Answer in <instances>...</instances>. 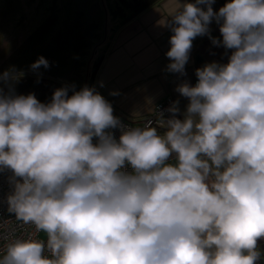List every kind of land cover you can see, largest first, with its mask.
<instances>
[{"label": "clouds", "instance_id": "9594fccd", "mask_svg": "<svg viewBox=\"0 0 264 264\" xmlns=\"http://www.w3.org/2000/svg\"><path fill=\"white\" fill-rule=\"evenodd\" d=\"M214 2L169 0L158 22L173 33L170 72L185 73L198 36L232 50L226 64L196 69L195 86L177 87L189 103L183 120L178 101L168 109L163 134L151 121L124 128L95 88L69 95L61 87L42 103L5 92L20 77L0 74V172H12L13 186L7 210L44 236L10 240L0 264H256L264 238V0H230L218 11ZM213 20L222 40L210 35ZM41 66L49 67L43 56L31 69ZM117 128L118 140L109 131Z\"/></svg>", "mask_w": 264, "mask_h": 264}, {"label": "crops", "instance_id": "0c3cea01", "mask_svg": "<svg viewBox=\"0 0 264 264\" xmlns=\"http://www.w3.org/2000/svg\"><path fill=\"white\" fill-rule=\"evenodd\" d=\"M180 2L195 3V0H180ZM227 2L230 0H215L212 5L213 11H218ZM90 5H92V0L88 1V6L80 10L79 15L88 16ZM170 6L169 0H156L141 12L135 13L134 16L112 20L105 31L102 28L93 31L95 36L104 33V42L96 47L98 49L101 46L102 50L96 55V64L90 68L87 87L95 88L111 103L114 113L134 124H139L152 112L158 102L166 98L179 102L176 105L179 109L176 118L183 120L189 100L176 91L177 87L185 82L194 86L197 81L196 69L211 62L226 64L232 52L223 46L213 45L209 35L198 36L193 40L189 60L185 65V73L182 75L168 71L167 66L171 60L166 53L170 50L169 41L173 33L169 27L159 26L158 22L165 17ZM73 17L74 14L70 12L69 18ZM168 19L171 18L168 17ZM209 29L211 37L222 40L219 25L215 20L210 23ZM58 33L63 45L69 39L74 40L78 35L66 29H60ZM41 47H45L44 44L38 45V48ZM47 47L49 46L45 48L48 49ZM70 50L66 52L62 49L61 53L55 55L53 59L51 57L55 51H49V49L46 53L44 51L39 54L33 52L31 55L32 63L41 56L49 63L47 69L41 66L42 70L38 69L39 73H37L43 76L41 81L46 85L48 92L50 91L47 93L49 96L56 90V78L70 80L78 91L85 87L83 78L86 73L82 72L81 66L72 62L75 53L72 52L73 49ZM55 66H58L59 70ZM171 116L172 113L167 115L163 122ZM165 131L166 125L163 123L158 133L163 134ZM169 162L175 163V157L173 156ZM256 251L260 253L256 264H264V238L257 241Z\"/></svg>", "mask_w": 264, "mask_h": 264}, {"label": "flooded vegetation", "instance_id": "af4514ba", "mask_svg": "<svg viewBox=\"0 0 264 264\" xmlns=\"http://www.w3.org/2000/svg\"><path fill=\"white\" fill-rule=\"evenodd\" d=\"M88 1L91 0H71L59 10L56 6L57 0H52V7L48 8L50 11H48V14L40 21V23L33 26L31 30H28L25 26H20L21 29H26L25 34L22 36L23 40L20 45L25 47L26 45L31 44L30 40L35 38L36 41H34V43L37 42V45L44 44L45 47L49 46L47 47L49 51H55L58 49L54 54H52V59L55 55L60 54L62 49H64V51H66V49H68L67 51L73 49L72 52L75 53V55L72 57V62H74L77 66H81V58H84L83 56L90 58V56H88L89 50L94 46L97 47L101 45V43L104 42V33H102V35L95 36L93 33L95 29L102 28L105 31L109 23V19L122 20L130 16H134L142 6L150 1L156 0H92V5H90L88 9V16L79 15L80 10L88 6ZM60 12H62L61 15H59ZM70 12L74 14L73 18H69ZM95 12H97V15H95ZM100 16L102 17L101 20ZM14 17L15 15L12 12L5 16H1L0 22L2 23L0 24V31L4 32L7 24ZM12 27L10 26V28ZM60 29H66L77 33L78 35L74 40L69 39V41H66L67 43L63 45L62 38H60L58 33ZM7 31L10 33L11 30L8 29ZM14 33L15 31H13V35ZM11 40L13 39H10L7 44H5L6 47L4 46L6 50L2 48L0 51V74L11 69L20 78L18 81L5 83L3 85L5 92H8L11 87L18 95H27L32 93L40 102L49 103L51 100L47 98L49 96L47 93L50 91L48 92L46 85L42 84L43 82L41 80L43 79V76L37 75L39 70L35 72L32 71L31 65L33 63L31 62V57H27V54H25V57L19 58L18 61L13 59L15 58L13 54L14 52L11 53V50L9 49L11 46L9 42ZM45 47L38 50V54L42 53V51L46 53L48 49ZM69 52H71V50ZM73 53H71V55ZM77 60H79V62ZM95 64L96 61L91 62L88 66V73H90V68ZM56 68L59 70L58 66ZM39 69L42 70V67ZM70 75L72 76L73 74ZM59 80L70 82V80H65L63 78H56L55 84L58 88L63 87Z\"/></svg>", "mask_w": 264, "mask_h": 264}, {"label": "rangeland", "instance_id": "374dc122", "mask_svg": "<svg viewBox=\"0 0 264 264\" xmlns=\"http://www.w3.org/2000/svg\"><path fill=\"white\" fill-rule=\"evenodd\" d=\"M70 1L71 0H57L56 6L60 10L62 9V6H65L66 3ZM51 3L52 0H8L7 14H10L12 12L15 15V17L11 19L10 22L7 24V27L4 32L0 31V51L2 48H4L5 44H7V42L10 39H13L9 42L11 44L9 49L11 50V53L14 52L13 53L15 57L13 58L14 60L18 61L19 58L25 57V54H27V57H31L33 52L37 53L38 49H41L42 47L38 48L37 45L38 43L37 42L34 43V41H36L35 38L30 40L31 44L26 45L25 47L23 45H20L23 40L22 36L26 32V29H21V27L25 26L27 27L28 30H31L33 26L40 23V21L48 14V11H50L48 8L52 7ZM61 13L62 12H60L59 15H61ZM110 23H112V20H109V24ZM10 26L13 27L10 28ZM8 29L11 30L10 33L7 31ZM13 31H15L14 35H13ZM100 48L101 46L98 47V49H96V46H94L92 49H90L88 55L90 56V58L87 56H83L84 58H81L80 60L81 63L83 65L89 66L91 62H95L97 53L102 50ZM4 49L6 50V48ZM49 84L52 85L51 83ZM56 89H58L57 86ZM73 91H78V90L77 89L69 90V95H71ZM52 95L53 94L48 96L49 100H51ZM39 237L41 239L44 238L42 233H39Z\"/></svg>", "mask_w": 264, "mask_h": 264}, {"label": "built area", "instance_id": "2783aa9c", "mask_svg": "<svg viewBox=\"0 0 264 264\" xmlns=\"http://www.w3.org/2000/svg\"><path fill=\"white\" fill-rule=\"evenodd\" d=\"M59 82L63 85V87H68L69 90L76 89L75 85L69 81L59 80ZM197 82L198 81H195L194 86ZM174 102L175 100L172 98H166L163 101L158 102L152 112L139 124H134L114 112L113 115L119 118L121 124L126 129L135 127L143 128L145 122L151 121L152 126L156 127L158 131L163 126L164 118L171 114L168 109L173 106ZM109 131L113 133L117 140L119 139V136L121 135L120 128L111 129ZM95 142L96 141L94 139V143ZM127 170L131 171L130 166ZM11 176L12 172L10 170L0 172V256H2L7 243L16 237L27 238L28 236H32L33 238L41 239L39 237V233L36 232L33 225H24L21 221L16 219L14 214L9 213L7 210V196L13 191V186L10 183ZM45 255H48V253L45 252Z\"/></svg>", "mask_w": 264, "mask_h": 264}, {"label": "water", "instance_id": "95a60500", "mask_svg": "<svg viewBox=\"0 0 264 264\" xmlns=\"http://www.w3.org/2000/svg\"><path fill=\"white\" fill-rule=\"evenodd\" d=\"M153 3V1L148 2L147 4H145L144 6H142L136 13L141 12L142 10H144L147 6L151 5ZM7 6H8V0H0V17L1 16H5L7 15ZM2 22H0L1 24ZM81 67H82V72H85L86 75L83 78L84 80V86H87V78H88V65H83L82 63H80ZM81 71V70H80ZM92 77V74H91Z\"/></svg>", "mask_w": 264, "mask_h": 264}]
</instances>
